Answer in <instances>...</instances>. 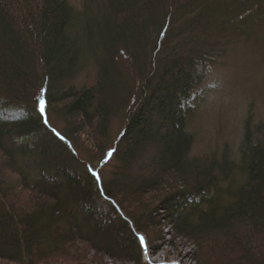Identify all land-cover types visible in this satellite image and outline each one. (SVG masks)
<instances>
[{
  "label": "trees",
  "instance_id": "16d2710c",
  "mask_svg": "<svg viewBox=\"0 0 264 264\" xmlns=\"http://www.w3.org/2000/svg\"><path fill=\"white\" fill-rule=\"evenodd\" d=\"M77 1L0 0V154L4 169L19 178L18 189L41 196L34 198L35 211H20L9 185L0 182V261L38 264L45 257L33 242L41 224L32 221L36 213L44 219L41 247L58 245L64 252L77 241L110 259L127 252L140 261L141 238L148 241L112 193L124 192L118 184L133 144L144 141L159 145L151 190L172 178L182 188L160 202L180 237L195 241L240 219L257 232L254 241L243 240V260L264 253V126L253 127L247 118L235 155L223 146L204 157L191 155L188 126L212 67L264 35V0ZM88 64L93 84L75 85ZM50 104H63L59 115L70 134L50 123ZM150 112L167 129L155 128ZM114 119L119 132L106 148ZM80 132L92 140L98 159L79 154L74 137ZM104 167L111 172L103 181ZM119 232L127 250L104 241Z\"/></svg>",
  "mask_w": 264,
  "mask_h": 264
},
{
  "label": "rangeland",
  "instance_id": "374dc122",
  "mask_svg": "<svg viewBox=\"0 0 264 264\" xmlns=\"http://www.w3.org/2000/svg\"><path fill=\"white\" fill-rule=\"evenodd\" d=\"M73 2L77 4L78 1L73 0ZM262 37L264 35H260L258 40L236 48L231 52L232 54L227 55L222 65L212 67L210 70L207 80L201 87L203 89L202 99L200 104H195L194 117L192 116L193 119L188 125L190 132L194 135L192 156H216L223 146L229 148L230 153L235 155L241 142L243 121L250 118L253 127L258 126L259 123L264 126V38L262 39ZM187 42L186 39L182 40L184 46L187 45ZM126 78L128 80V75ZM93 80L94 67L88 64L81 76L73 83L80 86H91ZM62 105L50 104L47 112L49 121L58 131H67L70 134L67 130V123L59 115ZM114 105L117 106L118 104ZM147 115H150L155 128L167 129L168 125L163 124L154 112ZM111 123L108 128L110 133L106 135L111 138H107L106 144L103 143L106 148H109L108 145L110 147L113 145L119 132L117 129L118 120L114 119ZM81 133L83 132L74 137L76 146L80 147V149L78 148L79 154L84 159H91V157L98 159L100 152L95 148L93 149L91 147L92 140ZM125 143L118 146L120 152L124 151ZM157 144V141L133 144V156L131 163L127 166L126 177L118 184L119 191L124 192L118 191V194L121 195L116 192L112 193L116 195L115 200L120 203L122 210L137 221L148 241L147 246L145 240L141 239L143 251L140 255V261L136 262L137 259L127 252L110 259L104 254L96 253L87 244L77 241L64 248V252H62L63 248H56L58 245L53 247L54 251L48 244L41 247L38 231L42 230L41 225L44 219L36 213L32 221L35 220L38 223L41 220V224L37 227L33 242H36L40 251L44 249L46 251L40 252L45 257L41 256L35 262L38 264H261L264 262L262 260L264 253L259 250H257L259 253H256L252 260H243L248 250L247 244L243 240L248 238L254 241L255 235H257L255 229L249 230L250 224L245 220L239 221L240 219H238L233 224H229L227 231L221 227L214 232L199 234L200 236H197L195 241L184 239L176 233L172 220L162 210L163 207H160V202L167 197L166 194H172L176 190L181 191L182 188L178 184L175 185L173 178L163 181V186L157 187L158 185H156L155 190L154 188L151 190L149 186V181L155 175L157 176V172L153 168V156L159 149ZM99 147L101 148V145ZM62 156L66 157L67 155L63 153ZM5 163L6 161L0 154V182L9 185L7 186L10 189L9 197L19 207L20 211L24 209L30 213L35 209L34 198L41 196L32 192H21L16 186L19 184V178L11 171L8 172L4 169ZM114 165L115 163L110 169L111 171ZM104 170L105 172L102 173L103 181L111 172L109 168L105 167L101 172ZM184 179L187 183H192L191 178L185 175ZM142 186L144 187L141 188ZM225 186L221 185L220 187ZM192 187L189 185L190 189ZM220 190L222 189L220 188L218 191L220 192ZM209 195L213 194L210 192ZM214 195L216 196V194ZM262 203L260 208L264 214V202ZM100 206L102 207L101 203L98 207ZM146 216L150 218L148 223L141 220L142 217ZM118 225L116 224L117 230ZM246 232L248 234L243 236ZM111 237V239L104 240L106 244L112 245L115 242L126 248L125 234L119 232L111 235ZM100 239H105V237L102 236ZM2 243L6 244L5 239L2 240ZM254 248L257 249V246ZM0 264L11 263L0 261Z\"/></svg>",
  "mask_w": 264,
  "mask_h": 264
},
{
  "label": "snow or ice",
  "instance_id": "6c2138e0",
  "mask_svg": "<svg viewBox=\"0 0 264 264\" xmlns=\"http://www.w3.org/2000/svg\"><path fill=\"white\" fill-rule=\"evenodd\" d=\"M39 111L41 113V115L44 114V100H43V94H41V99L39 101ZM112 155V153H108V156L110 157ZM93 175H95V173H93ZM143 240V238H141Z\"/></svg>",
  "mask_w": 264,
  "mask_h": 264
},
{
  "label": "water",
  "instance_id": "95a60500",
  "mask_svg": "<svg viewBox=\"0 0 264 264\" xmlns=\"http://www.w3.org/2000/svg\"><path fill=\"white\" fill-rule=\"evenodd\" d=\"M161 264V263H160ZM172 264V263H171Z\"/></svg>",
  "mask_w": 264,
  "mask_h": 264
}]
</instances>
